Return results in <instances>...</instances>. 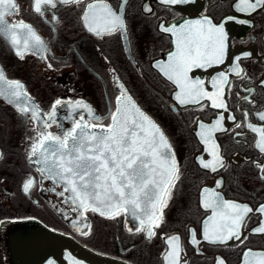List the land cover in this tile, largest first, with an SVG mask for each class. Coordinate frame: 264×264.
Returning a JSON list of instances; mask_svg holds the SVG:
<instances>
[{"label": "flooded vegetation", "instance_id": "1", "mask_svg": "<svg viewBox=\"0 0 264 264\" xmlns=\"http://www.w3.org/2000/svg\"><path fill=\"white\" fill-rule=\"evenodd\" d=\"M93 2L85 0L81 6L58 5L55 9L44 6L41 15L34 10V0H18L19 11L8 16V21L22 20L31 25L46 47L42 53L25 52L21 58L10 39L0 34V68L6 79L24 85L30 104L39 109L42 118L51 112L57 99L83 101L104 117L102 123L107 125L120 95L118 83L123 84L167 136L179 166V179L163 207V222L154 228L151 238L146 232H136L138 222L126 214L109 219L87 212L81 219L78 212L71 210L70 203L57 196L62 186L42 178L37 171L41 165L28 159L35 130H44L43 124L21 114L15 104L0 97V264H12L7 233L25 219H37L87 247L133 264H167L164 253L173 236L180 238L181 264H218L219 259L224 264H244V254L249 249L264 252V233L252 231L264 221V214L256 211L264 204V179L257 167L264 166V153L256 147L259 134L248 127H264L257 115L264 113V10L239 12L235 7L239 0H188L178 4H165L162 0H128L127 4L123 0H105L124 16L126 32L101 38L89 32L82 19L86 4ZM147 7L152 11H145ZM204 17L217 25L224 24L225 60L211 67H194L189 76L203 81L204 89L211 93L215 91L213 78L221 73L227 75L230 86H222L227 109L213 108L206 98L199 104H179L175 100L178 87L156 67L157 62H166L176 50L175 36L162 31V27H179L185 21ZM241 20L248 22L240 23ZM236 57L241 59L237 61ZM240 69L237 76L236 70ZM79 114L90 119L85 110L73 111L62 103L57 106V123L47 131L61 133L72 126V121L64 117ZM221 114L222 130L214 133V140L224 166L216 165L214 172L200 162L214 161L209 145L199 135L200 124H214ZM29 177L34 186L25 193L22 186ZM53 187L56 192L51 191ZM205 189L209 196L215 191L223 200L253 209L245 217L239 240L220 244L203 239L204 222L213 215L212 209L203 207ZM81 230L89 234L82 235ZM193 230L198 245L191 243Z\"/></svg>", "mask_w": 264, "mask_h": 264}, {"label": "snow or ice", "instance_id": "2", "mask_svg": "<svg viewBox=\"0 0 264 264\" xmlns=\"http://www.w3.org/2000/svg\"><path fill=\"white\" fill-rule=\"evenodd\" d=\"M127 2L128 0H123V4ZM162 2L178 4L188 0ZM84 3L85 0H34V10L43 15L44 6L55 9L58 5L81 6ZM235 7L239 12L252 14L258 9L264 10V0H239ZM18 11V0H0V34L10 39L21 58L25 52L42 53L46 45L31 25L22 20L19 23L8 21L7 17ZM145 11L151 12L152 9L147 7ZM82 19L87 30L97 37L126 32L124 16L105 0L87 3ZM162 31L175 36L176 50L169 54L166 62H157L156 67L178 87L175 100L186 105L199 104L206 98L212 102L213 108L227 109L222 98V86H230L227 75L221 73L213 78L215 91L211 93L204 89L203 81L193 80L189 76L194 67H211L224 62L227 51L224 24L217 25L209 17H204L185 21L179 27H162ZM235 59L239 61L241 57ZM48 67L51 68L52 65L49 64ZM241 71L242 69L236 70V75L240 76ZM118 88L121 90L120 95L116 97L115 109L108 117L110 123L107 125L102 123L104 117L98 116L83 101L72 103L57 99L51 112L46 118H42L39 109L30 104L31 98L24 91V85L20 81L6 79L0 68V97L15 104L21 114L30 115L32 120L43 124L44 130H35L37 134L30 145L28 159L41 165L37 171L42 178L62 186L59 192H56L55 187L51 191L64 198V203H70L73 206L71 210L78 212L81 219L87 212L98 213L109 219L126 214L131 220L138 222L136 232H146L151 238L154 228L163 222V207L167 206V200L171 198L170 189L175 187V181L179 179V166L161 127L137 106L123 84L118 83ZM62 103L70 105L73 111L85 110L90 119H85L84 114L68 115L64 118L71 120L72 126L53 134L47 129L57 123L56 110ZM257 115L264 121V113ZM223 119L221 114L214 124H200L199 135L209 145V151L214 157L211 163L204 162L203 159L200 162L204 168H211L214 172L217 170L216 165L224 166L214 140V133L222 130L220 125ZM229 119L235 120V117L230 116ZM248 127L259 134L256 147L264 153V127L252 124H248ZM0 158H3L2 152ZM257 167L264 179V166L257 164ZM33 186L34 180L29 177L23 183V191L29 193ZM204 197L203 207L212 209L213 215L204 222L203 239L220 244L232 239L239 240L245 217L253 209L247 204L223 200L215 191L209 196L207 189L204 190ZM256 211L264 214V204ZM81 231L82 235L89 234L88 231ZM128 231H133V228L130 227ZM252 231L264 233V221ZM179 239L178 236H173L167 241L170 245V249L164 253L167 264H181L182 249ZM191 243L199 244L194 230L191 232ZM218 264H224L223 259H219ZM244 264H264V252L249 249L244 254Z\"/></svg>", "mask_w": 264, "mask_h": 264}, {"label": "water", "instance_id": "3", "mask_svg": "<svg viewBox=\"0 0 264 264\" xmlns=\"http://www.w3.org/2000/svg\"><path fill=\"white\" fill-rule=\"evenodd\" d=\"M127 94L132 97L128 91ZM171 151L173 153L172 146ZM7 252L12 264H133L87 247L71 235L52 229L37 219L22 220L9 229Z\"/></svg>", "mask_w": 264, "mask_h": 264}]
</instances>
